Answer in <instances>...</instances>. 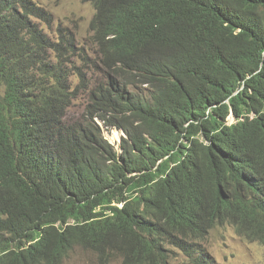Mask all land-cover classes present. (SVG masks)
<instances>
[{
    "label": "trees",
    "instance_id": "1",
    "mask_svg": "<svg viewBox=\"0 0 264 264\" xmlns=\"http://www.w3.org/2000/svg\"><path fill=\"white\" fill-rule=\"evenodd\" d=\"M82 1L106 84L72 87L44 52L75 45L32 20L51 14L0 0V264L78 247L100 264H171L174 248L224 264L204 242L228 223L264 245V0ZM97 119L125 132L121 152Z\"/></svg>",
    "mask_w": 264,
    "mask_h": 264
},
{
    "label": "rangeland",
    "instance_id": "2",
    "mask_svg": "<svg viewBox=\"0 0 264 264\" xmlns=\"http://www.w3.org/2000/svg\"><path fill=\"white\" fill-rule=\"evenodd\" d=\"M31 1L51 14L50 21L42 17L32 18L33 22L43 32L46 40L51 39L61 44L70 38L75 45L73 50L69 51V48H66L68 52L65 51L63 55L59 51L46 49L44 56L47 57L48 62L56 63L59 59L63 60V66L72 87L81 83L80 73L86 80L92 79L93 76L95 81L98 80L100 84H106L107 80L104 75L96 72L99 56L93 39V32L90 29L91 20L96 12L94 5L82 0ZM138 91L147 93V86H140ZM89 103L88 90L80 91L68 110L70 119L80 118L84 120ZM232 119L229 118L230 121ZM97 122L101 125L105 137L114 145L115 149L121 152V142L125 132L117 128H108L99 119ZM204 243L219 263L264 264V245L259 241L249 240L230 223L217 225L213 228ZM174 251L171 264H193L183 252L176 248ZM64 264H100V262L94 252L78 247L65 260ZM111 264H122V258L115 257Z\"/></svg>",
    "mask_w": 264,
    "mask_h": 264
},
{
    "label": "bare ground",
    "instance_id": "3",
    "mask_svg": "<svg viewBox=\"0 0 264 264\" xmlns=\"http://www.w3.org/2000/svg\"><path fill=\"white\" fill-rule=\"evenodd\" d=\"M216 226V225H215ZM172 262V261H171ZM205 264V263H204ZM207 264H208V262H207Z\"/></svg>",
    "mask_w": 264,
    "mask_h": 264
}]
</instances>
